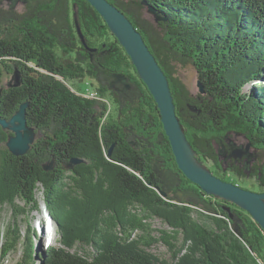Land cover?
Listing matches in <instances>:
<instances>
[{
    "label": "trees",
    "instance_id": "1",
    "mask_svg": "<svg viewBox=\"0 0 264 264\" xmlns=\"http://www.w3.org/2000/svg\"><path fill=\"white\" fill-rule=\"evenodd\" d=\"M110 1L127 13L165 70L177 114L202 160H212V171L224 180L246 175L233 160L234 174L225 172L216 143L228 147L226 136L241 133L264 150V0H146L165 18L159 26L129 9L144 0ZM75 4L83 34L97 48L92 57L75 26ZM3 12L0 114L9 119L28 101V124L41 133L17 156L6 146L11 132L0 127V205H10L14 216L7 229L0 222L3 260L21 238L18 216L40 210L36 192L42 188L58 245L39 251L40 233L30 224L20 264H264V229L178 168L153 96L88 1L26 0L22 13ZM178 62L195 66L201 95H191L176 76ZM16 69L21 86H4ZM86 78L95 82L96 98L65 82ZM72 158L84 162L70 169ZM52 160L54 168L46 170ZM251 176L264 191L263 166ZM153 217L171 231L152 227ZM159 242L171 259L148 249Z\"/></svg>",
    "mask_w": 264,
    "mask_h": 264
},
{
    "label": "water",
    "instance_id": "2",
    "mask_svg": "<svg viewBox=\"0 0 264 264\" xmlns=\"http://www.w3.org/2000/svg\"><path fill=\"white\" fill-rule=\"evenodd\" d=\"M5 0H0L3 2ZM18 4L21 0H7ZM26 1V0H24ZM23 1V2H24ZM88 1L104 18L109 29L121 43L130 56L139 78L146 85L147 89L153 96L160 112L161 122L164 128V134L170 141L172 151L183 174L194 184L198 185L208 195L219 197L250 213L253 219L264 229V191H256L239 186L238 184L224 180L214 174L211 169L205 168L202 164V158L190 142L181 119L177 114L174 96L170 86V80L165 70L159 63L158 59L147 44L144 35L133 23L125 11L112 3L110 0H86ZM144 6L149 7V11L155 16L156 21L165 19L161 17L154 5L143 1ZM74 21L78 34L81 38L82 45L89 51L91 57L97 48L91 47L85 38L79 21L77 5H74ZM199 75V72H197ZM23 81L22 75L18 69L13 74L9 87L21 86ZM129 88V85H127ZM198 87L201 93L205 91L204 85L198 78ZM29 102H23L15 114L7 119L0 114V127L11 132L9 134L6 146L17 156L25 155L38 138V130L28 124L27 110ZM191 110L200 113L196 107L191 106ZM244 135V134H242ZM247 138V136L245 135ZM231 148L223 146L219 150V159L227 163L229 159L236 160L244 156H251V142L243 148ZM114 145L109 149V155L112 154ZM254 148V147H253ZM231 149V151H229ZM84 162L81 158H72L69 161V168L73 169L76 164ZM55 161L45 164L46 170L54 168ZM246 160L245 169L248 168ZM226 170V168H224ZM246 171V170H245ZM250 172L246 171V174ZM166 196L165 192H161Z\"/></svg>",
    "mask_w": 264,
    "mask_h": 264
},
{
    "label": "rangeland",
    "instance_id": "3",
    "mask_svg": "<svg viewBox=\"0 0 264 264\" xmlns=\"http://www.w3.org/2000/svg\"><path fill=\"white\" fill-rule=\"evenodd\" d=\"M125 4L130 3V0H121ZM23 1H20L18 4L13 5V2H8L7 0L0 2V16L3 15V11H7V9L10 10H16L17 12H23L25 11V6L22 3ZM123 3V4H124ZM129 9L138 13L140 17L148 21L154 26H159L158 22L155 19V16L149 11V7L147 6H142L140 8H137L135 5L131 6L129 5ZM175 68H176V76L182 81V83L188 88L190 91L191 95L193 96H199L201 95V92L198 87V74L195 66L192 63L188 64H182V63H175ZM13 75L12 74H7L4 77L3 85L8 86V84L12 81ZM65 82L76 92L80 94H85V93H92V91H95V85L94 81L91 80L90 78H86L84 80L80 79H68L65 80ZM249 88V87H248ZM111 110L115 112V104L114 102L111 101ZM41 136V133L38 134V137ZM225 145L228 146V148H231V145H235L234 148H243L245 149L248 139L245 137V135H242L241 133H231L226 136L224 139ZM223 148V145L220 143H216V149L218 152L219 156V150ZM231 151V149H230ZM249 153H251V156H244L241 159H233L228 160L227 163H223V167L226 168L225 172L230 173V167L233 169L232 166H229V162L232 161L236 166L241 168L244 173L246 174L247 172H250L249 174H246L244 176H241L240 174H234V172H231V174H234V183L238 184L239 186H242L244 188H248L251 190H259V181L257 180L256 176H251L252 173H254L257 169H260V166H263L264 168V150L262 149H256L253 147H250ZM202 154V152H201ZM223 160V159H222ZM246 160L248 161V168L245 169V163ZM203 161V166L205 168L211 169L213 168V161L209 159H204ZM246 170V171H245ZM36 197L40 203V210L32 213L30 216L26 215H20L18 216V221L20 224L21 228V238L19 239L17 246L14 250H12L6 259H2L0 256V264H20L22 263L26 246H27V232L29 225L32 224L34 225L35 228L38 229L40 233V237L38 238L39 245L42 246V249H39V251H43L47 249L51 245H58L57 237L58 233L56 231V224L49 222V219L53 220L52 217L50 216L49 211L45 207L44 203V192L42 188H38L36 192ZM219 198V197H218ZM20 203L21 202L19 201ZM194 216L201 222L207 221V218L195 213ZM14 221V216H13V209L10 205H0V222L3 226L4 229H7L9 224L13 223ZM152 227L155 229H160L164 231H171V227L163 222L160 218L153 217L148 221ZM53 227V228H52ZM141 231L137 232V236L141 234ZM55 237H54V236ZM160 235V232L154 233V236L158 237ZM182 241V236H180V242ZM79 249V248H78ZM151 252L159 255L162 258L165 259H171V251L169 250L168 246L165 245L163 242H159L155 244L154 246L148 248ZM80 252H83V250L79 249Z\"/></svg>",
    "mask_w": 264,
    "mask_h": 264
},
{
    "label": "flooded vegetation",
    "instance_id": "4",
    "mask_svg": "<svg viewBox=\"0 0 264 264\" xmlns=\"http://www.w3.org/2000/svg\"><path fill=\"white\" fill-rule=\"evenodd\" d=\"M23 3V5L25 6L26 5V1H24V2H22ZM129 85V89H131L132 88V86L130 85V84H128ZM128 88V87H127ZM113 89H115V90H120L118 87H116V86H113ZM38 133H40V131H38ZM234 158H231L230 160H233Z\"/></svg>",
    "mask_w": 264,
    "mask_h": 264
},
{
    "label": "built area",
    "instance_id": "5",
    "mask_svg": "<svg viewBox=\"0 0 264 264\" xmlns=\"http://www.w3.org/2000/svg\"><path fill=\"white\" fill-rule=\"evenodd\" d=\"M75 92H76V91H75ZM77 93H78V92H77ZM78 94H80V93H78ZM80 95H84V94H80ZM85 95L88 96V97H89V96H90V97H95V98L97 97L94 91H92V93L88 92V93H86Z\"/></svg>",
    "mask_w": 264,
    "mask_h": 264
},
{
    "label": "clouds",
    "instance_id": "6",
    "mask_svg": "<svg viewBox=\"0 0 264 264\" xmlns=\"http://www.w3.org/2000/svg\"><path fill=\"white\" fill-rule=\"evenodd\" d=\"M52 223H54L53 220H52Z\"/></svg>",
    "mask_w": 264,
    "mask_h": 264
},
{
    "label": "bare ground",
    "instance_id": "7",
    "mask_svg": "<svg viewBox=\"0 0 264 264\" xmlns=\"http://www.w3.org/2000/svg\"><path fill=\"white\" fill-rule=\"evenodd\" d=\"M53 228V227H52ZM54 236V235H53ZM55 237V236H54Z\"/></svg>",
    "mask_w": 264,
    "mask_h": 264
}]
</instances>
